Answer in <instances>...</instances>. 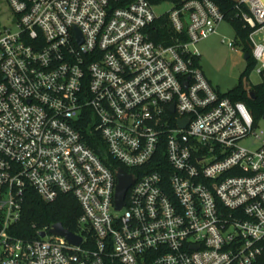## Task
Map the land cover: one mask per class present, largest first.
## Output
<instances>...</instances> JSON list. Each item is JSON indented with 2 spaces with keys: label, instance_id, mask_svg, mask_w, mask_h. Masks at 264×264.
I'll return each instance as SVG.
<instances>
[{
  "label": "built area",
  "instance_id": "2783aa9c",
  "mask_svg": "<svg viewBox=\"0 0 264 264\" xmlns=\"http://www.w3.org/2000/svg\"><path fill=\"white\" fill-rule=\"evenodd\" d=\"M6 1L17 31L0 37V264H264L263 133L196 49L231 2L264 82V0H171L162 16L149 0ZM165 17L170 45L153 39ZM119 170L135 179L120 210ZM30 191L77 200L79 245L53 226L17 236Z\"/></svg>",
  "mask_w": 264,
  "mask_h": 264
},
{
  "label": "trees",
  "instance_id": "16d2710c",
  "mask_svg": "<svg viewBox=\"0 0 264 264\" xmlns=\"http://www.w3.org/2000/svg\"><path fill=\"white\" fill-rule=\"evenodd\" d=\"M153 5L165 1L171 0H149ZM220 9L225 13L226 20L234 27L236 33V44L240 47L244 53H249L250 58L248 61L247 71L243 76H248L250 71L256 66V62L251 53L250 46L248 44V35L251 32L249 28H245L243 21L238 18V13L235 9V5L231 2L224 1L218 2ZM156 32L153 35L155 41H164L167 38V44H171L173 31L168 18L165 17L157 21ZM153 32V30H152ZM201 61V59H199ZM250 93H254V98L250 96ZM229 97L233 102L245 104L250 110L253 120L257 123L258 119L264 117V82L258 86H252L248 91L242 83L234 90L224 95ZM90 147H95L91 139H87ZM26 201L23 207V218L19 225L16 227V234L22 239H34L37 238L44 228L51 227L59 222L63 227L72 233H77L78 219L82 215L79 203L75 198L71 196H62L57 202L48 204L43 201L34 191H30L26 196Z\"/></svg>",
  "mask_w": 264,
  "mask_h": 264
},
{
  "label": "rangeland",
  "instance_id": "374dc122",
  "mask_svg": "<svg viewBox=\"0 0 264 264\" xmlns=\"http://www.w3.org/2000/svg\"><path fill=\"white\" fill-rule=\"evenodd\" d=\"M174 2L165 1L156 7V14L162 16L173 10ZM13 22V12L6 0H0V37L1 31L12 29L17 31ZM234 27L225 20L216 34L197 44L196 49L201 55L200 67L208 81L222 95H227L241 83L248 91L252 86H258L263 82L262 76L258 74L259 66H254L248 76H243L247 71L248 61L244 59L245 54L239 50L234 51L229 47V42L236 40ZM260 37H256L257 42ZM255 132L264 137V118L258 119ZM253 142H255L253 144ZM260 144L254 138L245 140L241 145L255 150Z\"/></svg>",
  "mask_w": 264,
  "mask_h": 264
},
{
  "label": "water",
  "instance_id": "95a60500",
  "mask_svg": "<svg viewBox=\"0 0 264 264\" xmlns=\"http://www.w3.org/2000/svg\"><path fill=\"white\" fill-rule=\"evenodd\" d=\"M250 58V54L246 53L244 56V59L247 61ZM251 97H255L254 93H250ZM264 118V117H263ZM184 126V124H183ZM117 177L119 178V185L117 188V201H116V205H117V209L120 210L122 209V207L124 206V200L126 197V192L127 189L134 183L135 179L133 178V176L127 175L125 174L124 171L119 170L117 173ZM51 233L56 235V236H62L64 238H66L70 243L74 244V245H79L82 241V238L79 236H75L72 232H70L69 230L65 229L62 225V223H58L53 225L52 229H51ZM41 238L46 236L45 232H42L40 234Z\"/></svg>",
  "mask_w": 264,
  "mask_h": 264
}]
</instances>
